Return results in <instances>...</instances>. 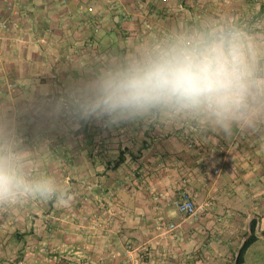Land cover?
I'll return each mask as SVG.
<instances>
[{"label": "crops", "instance_id": "crops-1", "mask_svg": "<svg viewBox=\"0 0 264 264\" xmlns=\"http://www.w3.org/2000/svg\"><path fill=\"white\" fill-rule=\"evenodd\" d=\"M223 30L264 80V0H0V151L53 188L0 202V264H233L253 220L242 264L258 263L264 96L231 120L88 110L108 73ZM182 191L196 221L173 206Z\"/></svg>", "mask_w": 264, "mask_h": 264}, {"label": "clouds", "instance_id": "clouds-1", "mask_svg": "<svg viewBox=\"0 0 264 264\" xmlns=\"http://www.w3.org/2000/svg\"><path fill=\"white\" fill-rule=\"evenodd\" d=\"M255 89V91H254ZM264 96V80H254L241 47L220 37L203 45L171 49L96 84L89 111L132 115L156 105L203 108L222 120L239 119ZM11 151H0V202L18 195H51L46 182L30 181ZM68 200H61V204Z\"/></svg>", "mask_w": 264, "mask_h": 264}, {"label": "built area", "instance_id": "built-area-1", "mask_svg": "<svg viewBox=\"0 0 264 264\" xmlns=\"http://www.w3.org/2000/svg\"><path fill=\"white\" fill-rule=\"evenodd\" d=\"M2 27H5L2 25ZM173 206L176 210L185 218L196 219L199 215V208L195 204L191 195L186 191L180 192L177 199L174 200ZM176 226L174 224H169L167 230L174 231Z\"/></svg>", "mask_w": 264, "mask_h": 264}, {"label": "rangeland", "instance_id": "rangeland-1", "mask_svg": "<svg viewBox=\"0 0 264 264\" xmlns=\"http://www.w3.org/2000/svg\"><path fill=\"white\" fill-rule=\"evenodd\" d=\"M1 25H4V24H1ZM182 41L184 42L185 46L194 47L195 41L193 39H191V38H189V39L183 38ZM0 45H1V43H0ZM0 53H1V46H0ZM1 59H2V57H1V54H0V65L2 64ZM0 68H1V66H0ZM197 219H198V217L196 219H191V220L196 221ZM259 246H260V248H258V249H255V248L252 249V251H251L252 255L251 256L253 257V261L258 262L257 264H264V243L260 244ZM260 256H261V258H260Z\"/></svg>", "mask_w": 264, "mask_h": 264}, {"label": "trees", "instance_id": "trees-1", "mask_svg": "<svg viewBox=\"0 0 264 264\" xmlns=\"http://www.w3.org/2000/svg\"><path fill=\"white\" fill-rule=\"evenodd\" d=\"M214 38L213 37H209L207 38V42L213 41ZM250 229L252 231L251 235L247 238V240L245 241L242 249H241V254L239 256V260H238V264H242L243 263V257L244 254L246 252V250L257 241L258 239V234L256 233V221L253 220L250 224ZM245 236V235H244Z\"/></svg>", "mask_w": 264, "mask_h": 264}, {"label": "water", "instance_id": "water-1", "mask_svg": "<svg viewBox=\"0 0 264 264\" xmlns=\"http://www.w3.org/2000/svg\"><path fill=\"white\" fill-rule=\"evenodd\" d=\"M220 37H225V38L230 39V37H231V32L228 31V30H223L222 32H218V33H216V35H215L214 38H215V40H216L217 38H220ZM251 233H252V231H251V229L249 228L248 234L245 236V238L243 239V241H242L240 247L238 248L237 252L235 253L234 263H233V264H238L239 256H240V254H241V249H242V247H243L245 241L247 240V238L251 235Z\"/></svg>", "mask_w": 264, "mask_h": 264}]
</instances>
